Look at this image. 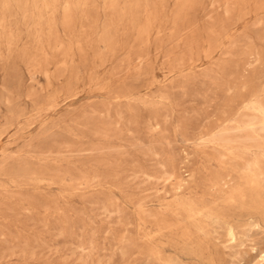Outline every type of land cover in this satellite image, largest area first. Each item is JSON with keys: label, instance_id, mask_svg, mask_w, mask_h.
<instances>
[{"label": "rangeland", "instance_id": "374dc122", "mask_svg": "<svg viewBox=\"0 0 264 264\" xmlns=\"http://www.w3.org/2000/svg\"><path fill=\"white\" fill-rule=\"evenodd\" d=\"M0 264H264V0H0Z\"/></svg>", "mask_w": 264, "mask_h": 264}, {"label": "bare ground", "instance_id": "6f19581e", "mask_svg": "<svg viewBox=\"0 0 264 264\" xmlns=\"http://www.w3.org/2000/svg\"><path fill=\"white\" fill-rule=\"evenodd\" d=\"M252 175H253V174H252ZM158 206H159V205H158ZM228 235H229V238H230V239H233V234H232V232H229Z\"/></svg>", "mask_w": 264, "mask_h": 264}]
</instances>
